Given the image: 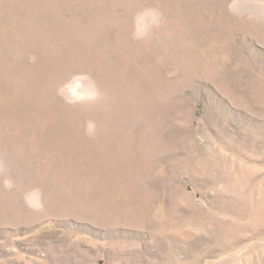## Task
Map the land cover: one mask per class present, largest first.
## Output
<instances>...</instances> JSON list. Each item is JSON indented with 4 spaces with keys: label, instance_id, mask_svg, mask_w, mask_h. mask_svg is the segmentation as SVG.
<instances>
[{
    "label": "rangeland",
    "instance_id": "rangeland-1",
    "mask_svg": "<svg viewBox=\"0 0 264 264\" xmlns=\"http://www.w3.org/2000/svg\"><path fill=\"white\" fill-rule=\"evenodd\" d=\"M0 264H264V0H0Z\"/></svg>",
    "mask_w": 264,
    "mask_h": 264
},
{
    "label": "clouds",
    "instance_id": "clouds-1",
    "mask_svg": "<svg viewBox=\"0 0 264 264\" xmlns=\"http://www.w3.org/2000/svg\"><path fill=\"white\" fill-rule=\"evenodd\" d=\"M87 132L89 134H92L94 132V125L92 124H89L88 125V128H87ZM12 181L11 180H5L4 181V187L7 188V189H10L12 187Z\"/></svg>",
    "mask_w": 264,
    "mask_h": 264
}]
</instances>
